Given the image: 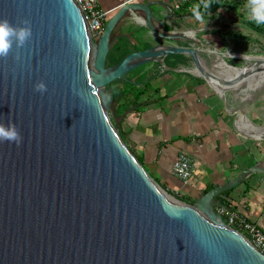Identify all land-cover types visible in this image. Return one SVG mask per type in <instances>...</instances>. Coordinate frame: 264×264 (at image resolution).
Segmentation results:
<instances>
[{
  "label": "water",
  "instance_id": "95a60500",
  "mask_svg": "<svg viewBox=\"0 0 264 264\" xmlns=\"http://www.w3.org/2000/svg\"><path fill=\"white\" fill-rule=\"evenodd\" d=\"M138 11L172 37L154 26L148 1L122 4L92 39L74 0H0V18L28 19L32 30L19 61L15 49L0 58V121L22 136L0 143V264H264L215 212L217 195L264 168L187 204L154 180L105 112L107 86L139 66L168 54L198 65L195 47L158 44L107 66L114 27Z\"/></svg>",
  "mask_w": 264,
  "mask_h": 264
},
{
  "label": "crops",
  "instance_id": "0c3cea01",
  "mask_svg": "<svg viewBox=\"0 0 264 264\" xmlns=\"http://www.w3.org/2000/svg\"><path fill=\"white\" fill-rule=\"evenodd\" d=\"M130 1L150 2L154 26L172 36L159 37L138 19H144L142 12H128L116 24L111 37L114 42L125 37L130 52L135 51L134 46L153 45L156 36L162 43L202 45L224 51V56L226 49L233 58L252 44L257 49V45L264 43V25L249 22L244 11L246 0H212L210 16L205 14V19L208 18L205 27L193 15V8L200 0H190L179 10L175 9L179 0H98L106 12L105 22ZM188 30L193 35L187 34ZM167 67L166 71L153 72L136 110L114 116V125L122 139L150 175L175 192L196 200L206 187L224 184L247 167L264 168V138L236 131L235 123L223 111L220 101L224 98L223 89L207 79L217 96L180 69ZM149 68L146 64L141 73L151 74ZM234 110L226 108L229 114ZM180 152L195 162L193 175L185 184L172 173V164ZM220 198L249 220L257 221L264 231V173L249 174Z\"/></svg>",
  "mask_w": 264,
  "mask_h": 264
},
{
  "label": "rangeland",
  "instance_id": "374dc122",
  "mask_svg": "<svg viewBox=\"0 0 264 264\" xmlns=\"http://www.w3.org/2000/svg\"><path fill=\"white\" fill-rule=\"evenodd\" d=\"M190 33H192V30L187 31V34H190ZM156 37L157 38L155 40H153V43H154L153 45L167 44V43L159 42L160 39L158 38V36H156ZM94 39H96V38H94ZM186 46H189V45L187 44ZM193 47L198 49L199 53L200 52L203 53V52L207 51L208 49H211L212 51H216L211 47L206 48L205 46H202V45L193 44ZM255 48L256 47L252 44L251 47L247 48V51H243V52L239 51L240 53H236L235 58L229 57L226 54H225L226 56H224L223 55L224 53H222L224 51H221V52L216 51V53H218V54L220 53V55L223 57V59L228 64L233 65V66H243V67L262 66V65H264V43L260 46L257 45V49H255ZM183 55H184V60L182 62L178 63V60L174 59L172 62H176V63H174L173 66L175 68L180 69L181 73L186 74L187 76L195 79V81L199 85H201L203 88L210 89V91L215 93V95H217V96H218V93L216 91H214L212 88H210L209 85L207 84V81H208L207 79L211 80L214 84H217L220 88H222L223 89L222 94L224 95L223 96L224 98L220 97V98H222L220 101L222 103L224 113L230 118V120L232 122H234V118L238 114V111H236L237 108L242 107V108H246L245 115L254 124H256L257 126H260L262 128L264 127V77H262L263 81L261 83H259V85L255 86L254 88L238 89V87L235 85L236 82H238V83H244V82L239 81V80L234 81L233 79H231L232 77L230 75H225L224 76L225 79L224 78H217L212 73H209L208 76H205L203 74H199L200 76L199 75L197 76L198 73L195 74L196 72H192L193 69L208 68V66L201 59H199L198 65H195V64H193V61H192L190 55H188V54H183ZM146 64L150 65V68L148 69V71H152L151 74L148 72L147 76L149 78L154 76L153 72H158L159 69L163 70V67L161 65L160 60H153V61H150ZM105 93H106V103H105L104 109H105L106 114L108 115V117L110 118L112 123L114 124L115 123L114 103L110 100L107 90L105 91ZM247 94L252 95V97L249 99H246ZM227 107L235 109L232 114H229L226 111ZM234 127H235V125H234ZM236 131H237V129H236ZM262 138H264V137H262ZM154 180L158 183L157 179L154 178ZM178 194L190 198L189 202L181 200L187 204H193L195 201L187 195H184L181 193H178ZM171 195L174 196L173 194H171Z\"/></svg>",
  "mask_w": 264,
  "mask_h": 264
},
{
  "label": "built area",
  "instance_id": "2783aa9c",
  "mask_svg": "<svg viewBox=\"0 0 264 264\" xmlns=\"http://www.w3.org/2000/svg\"><path fill=\"white\" fill-rule=\"evenodd\" d=\"M74 2L83 16L92 39L99 37L104 28L106 12L100 8L98 0H74ZM188 2L190 0H179L175 4V9L179 10ZM161 65L163 70L167 69L163 59ZM194 167V160L180 152L172 164V173L185 184L192 177ZM215 212L221 221L239 232L256 250L264 254V231L257 221L249 220L244 213L227 202L216 205Z\"/></svg>",
  "mask_w": 264,
  "mask_h": 264
},
{
  "label": "clouds",
  "instance_id": "9594fccd",
  "mask_svg": "<svg viewBox=\"0 0 264 264\" xmlns=\"http://www.w3.org/2000/svg\"><path fill=\"white\" fill-rule=\"evenodd\" d=\"M212 0H200L193 8V15L197 22L205 27L210 16L209 9ZM244 11L247 14L249 22L257 26L264 25V0H246ZM32 37L31 22L28 19H21L19 24H13L6 18H0V58H7L14 52L13 58L17 61L21 59L19 49H21ZM225 54L231 57V54L225 49ZM243 55V54H242ZM33 90L43 94L47 91V86L43 81H37ZM22 136L15 124L9 122L5 125L0 121V143H15L17 146L21 143Z\"/></svg>",
  "mask_w": 264,
  "mask_h": 264
},
{
  "label": "trees",
  "instance_id": "16d2710c",
  "mask_svg": "<svg viewBox=\"0 0 264 264\" xmlns=\"http://www.w3.org/2000/svg\"><path fill=\"white\" fill-rule=\"evenodd\" d=\"M150 43H145L142 46H134L135 50H141L150 47ZM130 53L128 48L127 39L125 37H119L111 46L107 55V66L119 63L125 55ZM174 58L179 62L184 60L183 54H168L164 57V62L167 66L171 67L176 62L170 61V58ZM146 64L139 66L138 68L130 71L125 75L124 78L114 80L107 86L108 96L114 103V116H120L130 110H136L137 106L140 105V100L146 94V84L150 78L147 74L141 73L145 68ZM148 100V99H147ZM146 102L148 103V101ZM116 104V105H115ZM122 137L121 132H119ZM158 183L169 193L173 194L180 200L190 201V198L178 194L165 183L157 180ZM212 187H206L203 192L208 191ZM230 190L224 191L216 196V200L222 203L220 198L221 195L228 193Z\"/></svg>",
  "mask_w": 264,
  "mask_h": 264
},
{
  "label": "bare ground",
  "instance_id": "6f19581e",
  "mask_svg": "<svg viewBox=\"0 0 264 264\" xmlns=\"http://www.w3.org/2000/svg\"><path fill=\"white\" fill-rule=\"evenodd\" d=\"M138 19L140 21H143V18L138 17ZM191 35H193V33H191ZM198 58L203 60L208 66V68L193 69V72L203 74L205 76H208L209 73H212L217 78H224L225 75H230L232 77L231 79L239 77L237 80L242 81L244 83L236 82L235 85L238 87V89L254 88L263 81L262 77H264V65L258 67L233 66L228 64L220 55V53L218 54L212 51L211 49H208L203 53H198ZM251 97L252 95L247 94L246 99H249ZM236 111H238V114L234 118V123L237 127V130L239 129L241 132L247 135L264 137V128L254 124L245 115L246 108L238 107Z\"/></svg>",
  "mask_w": 264,
  "mask_h": 264
}]
</instances>
